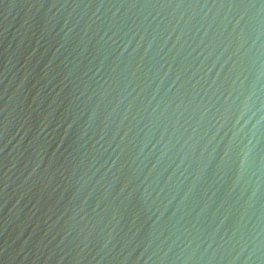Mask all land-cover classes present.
<instances>
[{"label": "water", "instance_id": "95a60500", "mask_svg": "<svg viewBox=\"0 0 264 264\" xmlns=\"http://www.w3.org/2000/svg\"><path fill=\"white\" fill-rule=\"evenodd\" d=\"M0 264H264V0H0Z\"/></svg>", "mask_w": 264, "mask_h": 264}]
</instances>
